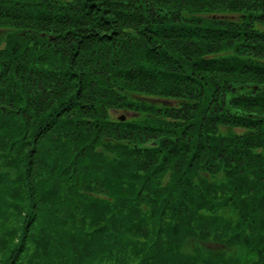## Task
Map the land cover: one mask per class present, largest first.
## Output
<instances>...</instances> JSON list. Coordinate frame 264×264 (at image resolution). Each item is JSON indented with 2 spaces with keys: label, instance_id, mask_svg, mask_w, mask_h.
Masks as SVG:
<instances>
[{
  "label": "trees",
  "instance_id": "trees-1",
  "mask_svg": "<svg viewBox=\"0 0 264 264\" xmlns=\"http://www.w3.org/2000/svg\"><path fill=\"white\" fill-rule=\"evenodd\" d=\"M0 26V264H264V0H0Z\"/></svg>",
  "mask_w": 264,
  "mask_h": 264
},
{
  "label": "rangeland",
  "instance_id": "rangeland-1",
  "mask_svg": "<svg viewBox=\"0 0 264 264\" xmlns=\"http://www.w3.org/2000/svg\"><path fill=\"white\" fill-rule=\"evenodd\" d=\"M7 31H8L7 27L4 28V27L0 26V39L5 37V35L7 34ZM50 37H52V36H50ZM137 97H139V98H141V100L146 101V102L151 103V104H158V105L169 104L168 102L166 103L165 101H161V100L155 99V98H148V97L145 98L143 96H137ZM123 114L126 116L125 113H123ZM127 115L129 116L130 114L127 113Z\"/></svg>",
  "mask_w": 264,
  "mask_h": 264
}]
</instances>
